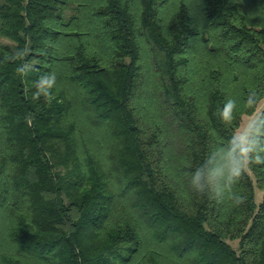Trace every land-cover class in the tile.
Here are the masks:
<instances>
[{
  "label": "trees",
  "instance_id": "trees-1",
  "mask_svg": "<svg viewBox=\"0 0 264 264\" xmlns=\"http://www.w3.org/2000/svg\"><path fill=\"white\" fill-rule=\"evenodd\" d=\"M0 36V264H264V165L189 183L264 101V0H0Z\"/></svg>",
  "mask_w": 264,
  "mask_h": 264
},
{
  "label": "clouds",
  "instance_id": "clouds-1",
  "mask_svg": "<svg viewBox=\"0 0 264 264\" xmlns=\"http://www.w3.org/2000/svg\"><path fill=\"white\" fill-rule=\"evenodd\" d=\"M27 54V50L17 51L11 59H23ZM30 70L31 66L25 63L17 67L16 72L26 75ZM56 85L57 75L54 71L41 74L34 82L32 99L44 97L50 100ZM256 105L257 94L251 91L244 102V108L252 110L251 118L243 121L225 143L212 150L205 161L189 174L190 187L195 192L208 194L218 201L227 198L236 206L245 202L246 198L235 192L234 186L250 166L264 165V113L256 112ZM237 107L235 99H226L223 107L217 110L221 121L231 125ZM26 119L30 122L31 116Z\"/></svg>",
  "mask_w": 264,
  "mask_h": 264
},
{
  "label": "rangeland",
  "instance_id": "rangeland-1",
  "mask_svg": "<svg viewBox=\"0 0 264 264\" xmlns=\"http://www.w3.org/2000/svg\"><path fill=\"white\" fill-rule=\"evenodd\" d=\"M0 42H3L4 43V42H10V41L8 39H5V38H3V37L0 36ZM263 104H264V101H261L255 111L259 113L260 110H261V108H262V106H263ZM250 118H251V115H243L242 118H241L240 124L243 121H246V120H248ZM261 196H262V192L259 191L257 188H255V199H256V202L257 203L260 201ZM231 244L233 245V247H235V248L237 247L236 241H231ZM6 249H7L6 244L4 242L2 243V240H1V243H0V251H2V250L3 251H6Z\"/></svg>",
  "mask_w": 264,
  "mask_h": 264
}]
</instances>
